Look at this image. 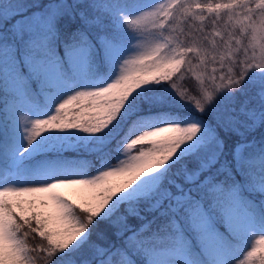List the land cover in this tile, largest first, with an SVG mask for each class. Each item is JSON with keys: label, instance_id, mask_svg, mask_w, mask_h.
<instances>
[{"label": "snow or ice", "instance_id": "1", "mask_svg": "<svg viewBox=\"0 0 264 264\" xmlns=\"http://www.w3.org/2000/svg\"><path fill=\"white\" fill-rule=\"evenodd\" d=\"M37 261L264 264V0H0V264Z\"/></svg>", "mask_w": 264, "mask_h": 264}, {"label": "rangeland", "instance_id": "2", "mask_svg": "<svg viewBox=\"0 0 264 264\" xmlns=\"http://www.w3.org/2000/svg\"><path fill=\"white\" fill-rule=\"evenodd\" d=\"M164 3H167V0H163ZM189 2H193V0H189ZM195 3H201V4H206L209 2V0H194ZM211 2L215 3V2H221V3H225L227 2V0H211ZM206 13H204V16H206ZM211 15H214L212 13H209ZM197 15H199V13L197 12ZM206 24V22H205ZM148 26H151V21L148 22ZM217 41L220 40V37L216 38ZM213 67V65H208V72H211V68ZM216 67H218V65H216ZM192 75L194 76V78L196 79V76H203L205 79H207V75L203 72L202 67L199 68H195L194 69V73H192ZM217 76H219V73H217ZM197 83L199 84V81L197 80ZM217 83H219V80H217ZM57 191H59L60 193H62L63 195H65L66 197H68L71 200H74L76 202H79V199L82 195H84V191L83 189L79 188V187H69V188H61L58 189Z\"/></svg>", "mask_w": 264, "mask_h": 264}, {"label": "trees", "instance_id": "3", "mask_svg": "<svg viewBox=\"0 0 264 264\" xmlns=\"http://www.w3.org/2000/svg\"><path fill=\"white\" fill-rule=\"evenodd\" d=\"M37 2L38 3H43V2H45V0H37ZM212 14L215 15V13H212ZM214 15H211L209 13H206V16H205L206 19H205L204 23L206 22V24L211 25V18ZM184 68H187V65H185ZM189 75L191 76V79H186L185 81H181L179 79V74H177V76L174 77V79L177 80L178 87H180V89L182 91H187L190 86H192V87L198 86L197 80L194 78V76L192 75V73H190ZM192 94L193 93L189 92V95H192ZM85 158L90 159L89 157H85ZM91 163H94V161H91ZM28 243H29V246L31 247V246H35V245L41 243V241H40V238L39 237H36L35 239H33L32 237H29L28 238ZM34 255H37L38 256L39 253H34ZM37 264H40V262L37 261Z\"/></svg>", "mask_w": 264, "mask_h": 264}]
</instances>
